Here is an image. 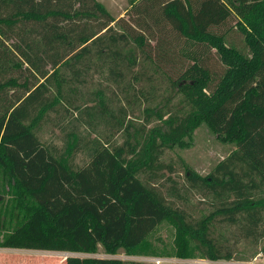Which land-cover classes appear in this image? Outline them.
Returning <instances> with one entry per match:
<instances>
[{"label": "trees", "instance_id": "obj_1", "mask_svg": "<svg viewBox=\"0 0 264 264\" xmlns=\"http://www.w3.org/2000/svg\"><path fill=\"white\" fill-rule=\"evenodd\" d=\"M259 11L264 0H139L123 31L116 32L95 0H0V174L26 198L18 203L22 221L13 210L2 221L11 230L0 247L92 253L101 245L107 252L123 248L133 254L168 217L210 260L234 254L210 236L217 217L244 238H264V37L258 30V37L244 35L242 28ZM130 40L148 47L141 50L147 59L178 74L175 89L197 81L207 89L211 78L217 80L210 90L217 98L205 119L218 136L233 139L236 149L207 178L188 172L192 186L206 188L218 200L216 210L197 221L169 205L157 186L166 167L160 160L163 140L181 141L194 126L193 111L168 120L160 129L161 142L151 130L142 147L131 139L112 148L97 146L78 169L35 132L56 104L49 81L57 69L63 66L80 78L94 47V57L120 78L121 63L135 56L116 47ZM215 61L225 69L217 71ZM74 137L72 131L71 141ZM59 261L136 264L79 256Z\"/></svg>", "mask_w": 264, "mask_h": 264}, {"label": "rangeland", "instance_id": "obj_2", "mask_svg": "<svg viewBox=\"0 0 264 264\" xmlns=\"http://www.w3.org/2000/svg\"><path fill=\"white\" fill-rule=\"evenodd\" d=\"M95 1L113 19L110 26L114 31L121 32L123 22L131 14L132 5L139 0ZM263 13L259 11L250 15L249 21L243 22L244 35L258 37V30L264 37V23L259 24ZM119 19L123 21L117 23ZM106 20V16L101 18V22ZM116 49L126 56L130 52L135 56L130 63H121L120 78L111 73L109 63L94 57V47L88 67L82 69L80 78L75 79L63 66L55 71V77L49 82L56 104L43 114L35 127L36 134L43 143L64 153L66 164L78 169L89 161L92 150L97 146L112 148L131 139L133 142L139 141V147H142L151 130L161 142L160 129H166L168 120L193 111L196 114L194 126L181 141L163 140L165 145L161 146L160 160L166 167L157 186L167 203L182 210L187 220L197 221L207 216L216 210L218 200L206 188L192 186L187 179L188 172L207 178L216 165L236 149L233 139L218 136L205 119L207 109L217 98L216 93L210 92L216 85V78L208 81L207 89L201 81H197L194 86L186 85L178 90L175 89L178 74L170 73L157 59H147L141 52L147 50V46L141 49L137 42L130 40ZM185 50L181 49L180 53ZM213 63H210L213 69L215 64L217 71L225 69L217 61ZM44 69L49 71L51 68L45 64ZM72 131L75 137L71 141ZM139 176L146 179L144 173ZM260 195L264 196V190ZM0 198L3 199L0 203L1 242L7 231L11 230L8 224L4 227L2 221L9 219L12 210L22 221L18 203H25L26 198L17 193L7 174H0ZM210 233L225 249L233 250L231 259L210 260L203 257L188 235L178 231L170 217L164 219L133 254H127L123 248L107 252L101 245L92 253L61 254L90 259H117L136 264H155L154 259H160L161 264H264V238H244L235 225H229L221 217H217Z\"/></svg>", "mask_w": 264, "mask_h": 264}, {"label": "crops", "instance_id": "obj_3", "mask_svg": "<svg viewBox=\"0 0 264 264\" xmlns=\"http://www.w3.org/2000/svg\"><path fill=\"white\" fill-rule=\"evenodd\" d=\"M61 252L0 248V264H62Z\"/></svg>", "mask_w": 264, "mask_h": 264}, {"label": "built area", "instance_id": "obj_4", "mask_svg": "<svg viewBox=\"0 0 264 264\" xmlns=\"http://www.w3.org/2000/svg\"><path fill=\"white\" fill-rule=\"evenodd\" d=\"M256 259V258H255ZM255 259L253 260V261H255ZM153 262L155 263V264H161V260L160 259H154L153 260ZM254 262H251V263H248V264H253Z\"/></svg>", "mask_w": 264, "mask_h": 264}]
</instances>
